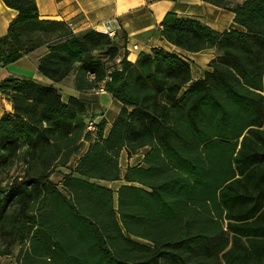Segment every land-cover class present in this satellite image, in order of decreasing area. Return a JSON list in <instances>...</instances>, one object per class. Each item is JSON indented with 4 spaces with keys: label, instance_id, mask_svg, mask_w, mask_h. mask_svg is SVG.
Here are the masks:
<instances>
[{
    "label": "trees",
    "instance_id": "trees-1",
    "mask_svg": "<svg viewBox=\"0 0 264 264\" xmlns=\"http://www.w3.org/2000/svg\"><path fill=\"white\" fill-rule=\"evenodd\" d=\"M202 1L232 12L238 29L168 12L158 30L186 52L214 50L193 80L175 53L152 48L116 63L118 34L74 32L40 19L35 0H2L16 16L0 38V68L44 48L36 72L52 84L0 81L11 107L0 117V257L264 264V0ZM72 74L76 91L102 89L119 103L107 129L87 100L53 86ZM122 152L140 157L123 172Z\"/></svg>",
    "mask_w": 264,
    "mask_h": 264
},
{
    "label": "crops",
    "instance_id": "crops-1",
    "mask_svg": "<svg viewBox=\"0 0 264 264\" xmlns=\"http://www.w3.org/2000/svg\"><path fill=\"white\" fill-rule=\"evenodd\" d=\"M35 4L40 19L67 22L74 32L100 27L106 21H110L113 28L118 26L116 41L120 47V56L116 63L124 55L128 61L135 62L140 53H148L152 48H158L175 53L187 60L193 80L199 78L202 71L207 70V64L215 57V52L209 49L190 53L165 41L158 34L164 15L172 12L180 18L198 20L216 31L238 29L233 22L232 12L202 0H35ZM15 16L16 11L6 7L0 0V38L6 34L7 27ZM44 51V48H40L6 68H0V81L8 76H17L31 77L42 84H52L36 72L37 60ZM73 78L74 74L59 84H53L64 100L69 97L85 99L90 103L92 112L95 103L97 108L103 105L100 103L101 98L100 100L98 98L97 102L96 98L92 100L89 97L103 94L104 100L112 99L104 91H76L73 87ZM114 107L109 121L103 116L106 129L119 112L120 106ZM10 110V104L0 95V117L3 112ZM137 157L136 162L140 159L139 156Z\"/></svg>",
    "mask_w": 264,
    "mask_h": 264
},
{
    "label": "rangeland",
    "instance_id": "rangeland-1",
    "mask_svg": "<svg viewBox=\"0 0 264 264\" xmlns=\"http://www.w3.org/2000/svg\"><path fill=\"white\" fill-rule=\"evenodd\" d=\"M94 96L93 97H89V98H91L92 100L94 98H96L97 102H98V98H99V100L101 98L100 103H101V105H103V107L97 108L96 107V103H95V106H94V108H93V110L91 112V118L94 120V122H99V120H101L104 117H105L106 120L109 121L111 119V117H112L111 116V111L113 110V108H115L114 106H120L119 103L117 101H115V100L111 102L112 99H109V100L105 99L104 100V98H103L104 95L103 94L102 95L98 94L95 97ZM102 98H103V100H102ZM97 106H98V103H97ZM94 111H96V112H94ZM99 111H102V112H99ZM137 158H138L137 156H133V157L128 159V158H126L125 153L122 152V154L120 155V158H119V166H120L121 172L124 171L126 166H129V165L132 166V165L136 164L137 163L136 162ZM59 178L60 177L58 175H53L51 177L53 182H57L59 180ZM100 184L115 190L121 184V182H111V183L104 182V183H100ZM17 252H18V249H15L10 256L0 257V263L1 264H16L15 257H16Z\"/></svg>",
    "mask_w": 264,
    "mask_h": 264
},
{
    "label": "built area",
    "instance_id": "built-area-1",
    "mask_svg": "<svg viewBox=\"0 0 264 264\" xmlns=\"http://www.w3.org/2000/svg\"><path fill=\"white\" fill-rule=\"evenodd\" d=\"M117 29H118V26L116 28H113L112 25H111V22L110 21H106L105 23L101 24L100 27H96L93 30L101 32L103 34H106L109 37H113L114 35L117 34ZM134 49H136L135 46H134ZM99 91H103V90L99 89ZM87 129L88 130H93V126H92L91 122L88 123Z\"/></svg>",
    "mask_w": 264,
    "mask_h": 264
}]
</instances>
